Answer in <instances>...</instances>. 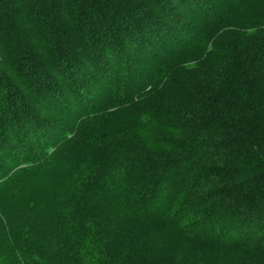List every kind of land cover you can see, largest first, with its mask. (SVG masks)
Wrapping results in <instances>:
<instances>
[{
	"label": "trees",
	"instance_id": "obj_1",
	"mask_svg": "<svg viewBox=\"0 0 264 264\" xmlns=\"http://www.w3.org/2000/svg\"><path fill=\"white\" fill-rule=\"evenodd\" d=\"M245 2L0 0V191L17 202L46 195L88 164L75 241L58 254L43 240L27 257L12 240L5 249L12 223L2 208L0 264H60V252L68 264H158L162 237L139 256L122 240L132 220L180 200L188 215L175 213L168 231L264 253V20L250 29ZM220 30L236 45L248 37L232 49L236 74L206 75L161 111L157 85L181 60L199 68L201 45L212 48ZM98 122L111 125L84 131Z\"/></svg>",
	"mask_w": 264,
	"mask_h": 264
},
{
	"label": "rangeland",
	"instance_id": "obj_2",
	"mask_svg": "<svg viewBox=\"0 0 264 264\" xmlns=\"http://www.w3.org/2000/svg\"><path fill=\"white\" fill-rule=\"evenodd\" d=\"M262 3L263 7L256 9L254 7L255 4H252L250 0H246L242 8L238 10L243 17L248 18V15L249 17H255L250 21L252 25H249L250 29L255 27L253 26L254 24L264 20V0ZM226 31L229 30H220L218 33L220 36L216 38V42L212 48L209 45L207 50L205 46L201 45L199 51L205 52L206 55V57L204 55L205 59L200 60L202 64L198 65L201 69L191 66L194 64H190L186 59L181 60V68L176 71L177 75L172 77L166 84L162 86L157 85L158 93L154 97H156L158 102H161V111L164 112L168 106L172 107L170 104L173 101L180 100L183 93L193 91L196 88L199 89L201 87L200 82H205L206 75L213 76L214 73L223 76L225 74H236L235 68L236 66H240V63L235 64L238 61L232 60V49L240 50L248 46V37H243L242 43L236 45L232 42V33H227ZM229 42L232 45L228 46ZM212 49L213 51H211ZM209 53L211 55H208ZM186 62L189 64H186ZM194 69L201 71L197 72ZM195 72H197L196 78L195 76L193 77ZM203 76L205 77L203 78ZM146 95L147 92L145 90L139 92L135 97L139 98ZM120 100L121 103L127 104L131 101V99L124 97L120 98ZM173 106L176 107L175 105ZM139 107V104H135L133 108ZM184 109L180 107L181 111ZM175 110L179 114L176 108ZM177 114L172 115L177 116ZM178 117L180 116L178 115ZM98 124L102 128L101 133L105 131L104 128L107 125H111L107 122L87 123L83 126L84 131H91ZM91 126V130H89ZM73 148L75 150L81 149V145H75ZM87 167L88 164L83 163V160H79L78 164L74 165L75 169L70 175L61 178L58 182L52 183V189L48 194L28 199L29 201L33 200L31 201L32 203L28 200H20L21 194L16 197L19 201L17 202L10 198L4 190L0 191V209L4 208V211L1 213L8 218V222L12 223H9L10 234L6 238L8 243L5 244L4 248L8 249L9 242L12 240V244L10 245L22 246L24 248L22 255L23 257H27L25 256L26 254L30 255L32 251L37 250L41 240L49 242L52 247L55 246L53 251L56 254H58L57 249L60 248V245L67 246L68 243L74 242L76 231L73 223L79 219L74 220L77 214V210L74 207H82L80 195L85 190ZM185 207L186 200H180L176 204H173V206L171 205L163 215L132 220L122 240V242H126L127 253L132 251L134 255L139 256L150 237L156 235L164 239L163 250L156 260L158 264H184L187 254L193 256V264H264V253L256 250L240 248L221 249L200 242L198 239H189L182 234L168 231L169 224H173L178 220V216L174 215L175 213L187 214L183 210ZM188 218L190 217L187 216L185 219H181V215H179V219L184 220L183 223H187ZM33 234L35 236H32ZM57 262L68 264L67 260H63L61 252L59 253Z\"/></svg>",
	"mask_w": 264,
	"mask_h": 264
}]
</instances>
